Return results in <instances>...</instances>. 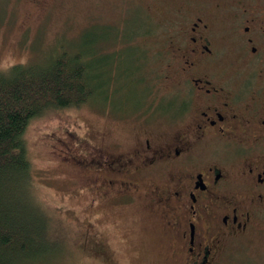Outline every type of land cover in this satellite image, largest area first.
<instances>
[{
    "label": "flooded vegetation",
    "instance_id": "obj_1",
    "mask_svg": "<svg viewBox=\"0 0 264 264\" xmlns=\"http://www.w3.org/2000/svg\"><path fill=\"white\" fill-rule=\"evenodd\" d=\"M186 3L158 52L159 129L140 126L126 150L99 135L67 160L91 173L83 185L95 199L144 212L171 264H258L249 249L264 250V0Z\"/></svg>",
    "mask_w": 264,
    "mask_h": 264
},
{
    "label": "rangeland",
    "instance_id": "obj_2",
    "mask_svg": "<svg viewBox=\"0 0 264 264\" xmlns=\"http://www.w3.org/2000/svg\"><path fill=\"white\" fill-rule=\"evenodd\" d=\"M187 1L54 0L42 9L31 0H0V71L14 64H45L59 52H96L95 60L128 51L141 55L135 64L141 76L137 88L144 87L145 94L136 106L120 91L105 106L87 102L43 114L24 131L35 174L33 195L50 217L47 234L41 232L56 245L45 264H171L166 237L157 228H144L150 227L144 212L141 217V210L127 209L121 200L95 199L93 190L83 185L91 173L67 158L73 150L74 156H87L99 135L126 150L140 126L159 129L161 119L150 102L164 73L156 72L158 52L165 54L164 45L178 17L186 14ZM177 9L182 15L176 16ZM111 103L119 108H107ZM99 245L102 256L93 249ZM262 249H249L258 264H264ZM230 261L240 264L238 257Z\"/></svg>",
    "mask_w": 264,
    "mask_h": 264
},
{
    "label": "trees",
    "instance_id": "obj_3",
    "mask_svg": "<svg viewBox=\"0 0 264 264\" xmlns=\"http://www.w3.org/2000/svg\"><path fill=\"white\" fill-rule=\"evenodd\" d=\"M131 53L95 60L96 52H59L45 64H14L0 71V264H45L56 251L54 241L50 245L41 232L47 234L50 217L33 195L27 125L56 109L87 102L105 106L120 91L136 106L145 88H137L139 57ZM93 249L102 256V245Z\"/></svg>",
    "mask_w": 264,
    "mask_h": 264
}]
</instances>
